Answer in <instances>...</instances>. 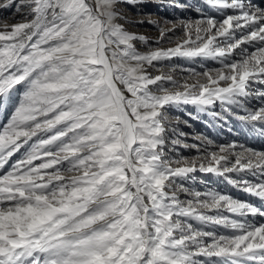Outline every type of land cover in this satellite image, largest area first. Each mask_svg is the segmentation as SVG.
<instances>
[{"label":"snow or ice","instance_id":"snow-or-ice-1","mask_svg":"<svg viewBox=\"0 0 264 264\" xmlns=\"http://www.w3.org/2000/svg\"><path fill=\"white\" fill-rule=\"evenodd\" d=\"M142 3L2 5L31 19L0 22V112L11 109L0 126V264H264V223L247 219L264 218V150L197 136L205 147L183 145L196 157L165 151L186 135L169 115L181 105L244 109L240 119L264 136V105L245 106L251 85L264 84V0H204L218 16L160 27L157 45L177 27L184 35L146 52L136 42L149 38L125 25L167 22L122 8ZM174 57L221 67L165 64ZM196 171L225 177L259 206L186 186Z\"/></svg>","mask_w":264,"mask_h":264},{"label":"bare ground","instance_id":"bare-ground-1","mask_svg":"<svg viewBox=\"0 0 264 264\" xmlns=\"http://www.w3.org/2000/svg\"><path fill=\"white\" fill-rule=\"evenodd\" d=\"M155 1V0H154ZM6 0H0V22H7L8 24H14L18 22H23L26 18L31 19V17H26L23 13L25 9H21L17 12L15 8L5 9L3 4ZM162 7V17L156 16L155 12L148 8L147 3L150 5L153 2L149 0H143L142 4H138L135 7L129 5H122L124 11L127 12L128 16L133 19H153L166 22L165 17L177 16L180 17L178 21H175L179 25L180 21L183 20H197L200 19L202 15H217L215 9L211 6L206 5L204 0H159L157 1ZM156 3V1H155ZM144 4V5H143ZM138 9V10H137ZM145 9V10H144ZM193 12H190V10ZM174 13V14H172ZM191 15V16H190ZM160 18V19H159ZM124 23V21H120ZM173 22L167 21V23H161L160 25H152L148 23L144 24H126L125 27L130 31L145 35L149 38V44L145 45L141 42H136V46L139 51L146 52L149 48L154 47H169L174 46V43L178 38H182L184 34L177 35L178 32L175 29L173 32L169 33V39L162 40L157 45L155 41L159 38V28L160 27H171ZM168 66H175L177 69H187L196 68L198 71L202 68L206 69H218L221 67L218 60H204L202 58L186 59L182 57H174L171 61L165 62ZM153 74H158L153 72ZM177 77L184 75L180 71L174 73ZM223 84V82H221ZM21 86H17V89ZM250 91L252 94L246 98V107L255 109L264 105V98L257 95L258 92H264V84L253 83L251 85ZM18 95V94H17ZM227 106L222 105L220 101H216L213 105L207 107L206 110H199L195 105H181L180 107H172L169 109V115L173 119L179 118V123L175 124L177 132H183L186 135L180 137L182 144L177 145L175 149H172L171 143L168 144L165 149L167 156L171 160H177L181 157L193 158L198 156L200 153L197 152L195 148L184 147V144H200L201 147H205L201 141L196 139L197 136L207 137L214 142V145L228 144L235 142L236 144H242L247 147L256 148L257 150H264V136L259 134V124H257V130L253 131L250 125L246 124L240 117L246 115L244 109L235 108L231 112L226 111ZM191 114V115H190ZM215 114V115H214ZM6 115V114H5ZM7 114L6 117H8ZM0 126L3 125L5 121V116L0 115ZM186 122V123H185ZM177 136L170 133L169 140L176 139ZM209 151L212 149H208ZM239 150V149H237ZM21 154H17L14 157L20 158ZM13 157V158H14ZM13 158L9 162H13ZM8 166H6L7 168ZM6 169H0V174ZM239 174H232V178L235 179ZM248 179H252L249 175ZM186 186H190L198 191H208L217 190L224 193H229L235 198L241 200H249V202L256 203L259 206L258 198L249 197L245 192L233 187L228 183L225 177L218 176L214 173H205L196 171L189 174V178L186 181ZM185 196H181V199H185ZM227 215H231L226 213ZM235 218V217H234ZM248 221L254 224L264 223V218L259 216L252 217L249 216ZM231 229L219 228L218 234L228 235L231 234ZM202 259V258H201Z\"/></svg>","mask_w":264,"mask_h":264},{"label":"rangeland","instance_id":"rangeland-1","mask_svg":"<svg viewBox=\"0 0 264 264\" xmlns=\"http://www.w3.org/2000/svg\"><path fill=\"white\" fill-rule=\"evenodd\" d=\"M149 1L153 2V4L150 5V3H147L148 8H150V10H152V13L155 12V13H156L155 15H156V16H159V17L161 18V17L163 16V15H162V11H163V9H162V7H159L160 5H159L158 2H157V1H159V0H155L156 3H155L154 0H149ZM161 1H163V0H161ZM143 5H144V4H143ZM137 10H138V9H137ZM144 10H145V9H144ZM193 10H194V9H193ZM193 10L191 9L190 12H193ZM172 14H174V13H172ZM190 16H191V15H190ZM160 18H159V19H160ZM165 19H166L167 21H169V22L176 23L175 21H178V20L180 19V17L172 16V17H168V18L165 17ZM167 21H166V22H167ZM176 24H177V23H176ZM176 30H177V32H178V34H177L178 36L183 34V31L181 30L180 27H177ZM22 91H23V88H22V87H19V88H18V92H17V94H18L19 92H22ZM10 111H11V109H9L7 112H0V115H4V116L6 117L7 114L10 115ZM5 114H6V115H5ZM9 115H8V116H9ZM0 118H1V116H0ZM7 118H8V117L5 118V121L3 122V124L7 122ZM17 159H18V158L14 157L12 163H14L15 160H17Z\"/></svg>","mask_w":264,"mask_h":264}]
</instances>
